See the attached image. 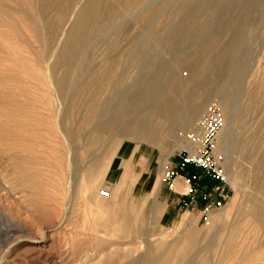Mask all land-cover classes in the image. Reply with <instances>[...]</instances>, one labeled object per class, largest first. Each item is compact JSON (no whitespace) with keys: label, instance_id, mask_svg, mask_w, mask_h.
Instances as JSON below:
<instances>
[{"label":"rangeland","instance_id":"1","mask_svg":"<svg viewBox=\"0 0 264 264\" xmlns=\"http://www.w3.org/2000/svg\"><path fill=\"white\" fill-rule=\"evenodd\" d=\"M77 1L0 0V264H101L108 255L120 264L141 256L154 258L168 245L166 264H176L190 239L197 259L210 240L215 250L227 243L247 247L254 230L244 219L245 212L255 196L264 203V177L259 185L255 179L264 152V0L250 7V19L238 38L231 29L236 25L234 0H144L150 9L144 19L134 15L143 0H104L109 12L99 19L84 47L85 57L92 58L79 59L73 68V78L86 77L95 71L104 50L113 48L111 54L125 55L119 72L131 85L137 68L127 57L135 47L156 49L162 61L175 66V54H199L204 42L236 45L234 57L244 71L236 78L233 73L227 83L216 80L192 119L209 101L220 103L222 96L236 93L232 96L236 112L225 123L229 147L222 144L221 133L219 139L229 198L206 221L182 208L168 223L157 199L160 172L185 145L183 135L191 124L185 111L201 96L202 87H194L184 99L171 135L148 142L110 131L84 150L90 134L77 129L69 143L59 128L67 98L52 84L63 68L57 66L50 75L48 67L82 0ZM179 67L177 77H186V66ZM213 69L207 67L206 77L212 78ZM75 88L67 90L76 100L73 122L93 121L87 113L89 100ZM110 91L108 86L99 90L102 97ZM244 92L253 95L247 110ZM64 121L69 123L68 118ZM161 125L160 132L167 124ZM123 145L128 148L125 155L120 153ZM138 150L149 158L138 156ZM127 162L126 176L122 173ZM102 187L108 190L107 197L98 194ZM200 193L196 190L194 195ZM182 217L184 223L176 225ZM95 242L100 243L98 249L91 247ZM212 256L214 263L217 256ZM233 256L225 263H264L250 253Z\"/></svg>","mask_w":264,"mask_h":264},{"label":"bare ground","instance_id":"2","mask_svg":"<svg viewBox=\"0 0 264 264\" xmlns=\"http://www.w3.org/2000/svg\"><path fill=\"white\" fill-rule=\"evenodd\" d=\"M45 1L49 2L53 0ZM234 1L237 3L234 16L236 25L232 26L231 29H233L238 38L244 29V25H246L250 19V7L257 2V0ZM144 3L143 0V3L138 4L139 6L137 7V10L134 12L135 16L141 15L143 17L142 19L147 16L150 10L148 5H144ZM108 7L109 5H107L104 0H82L70 21V25L56 52L53 63L48 67L50 75L53 74V71L57 66L63 68L62 73L59 76L54 77L52 84L60 96H66L67 98V104L63 109L62 116H60L59 128L65 138H69V143L74 142L73 133L77 129H85L87 130V133L90 134V136L87 137V145L83 146L84 150L91 149L94 144H97L98 139L101 138L103 133L110 131L122 134L126 137L136 136L148 142L156 140L159 135H171L172 126L182 112V103L184 99L191 94L194 87H202L201 96L193 100V102L187 106V111H185L189 119L188 122L191 123V127L193 124V116L200 109L201 104L206 97L210 95L209 93L213 91L215 81L222 79L227 83L231 80V75L233 73L236 78L244 71L243 64L234 57L237 50L234 42H226L215 46L213 42L208 41L199 46L197 49V52H200L199 54L185 52L175 54V56L173 55L178 70L180 69L179 66H186L188 69L187 76L184 78L179 79L177 77L178 70L175 69L176 65L174 66L162 61V58L157 55L156 49L145 46L133 48L131 54L127 57L130 60H134V62L132 61L134 63L133 65L137 68V77L131 81L133 82L131 85L130 83H124L125 78L122 75V72H119V69L124 64L123 60L125 55L120 52L111 54L109 51L113 48H106V50H104L100 62L96 65L93 64L95 66V71H93V73L86 77L73 78V68L76 62L79 59L85 58V60H89L92 58L88 55L85 57L86 51L84 47L88 40L90 41L91 38L89 39V37L92 33L96 32L95 29L98 22H100L99 19H101L106 12H109ZM95 35L96 34H94V36ZM209 66L214 68L211 79L205 75V70ZM71 85H75V87L81 91L79 93L89 100L87 113L93 121L73 122L72 118L73 113L76 111V100L67 92ZM104 86H108L111 90L110 95L106 97H102L99 92ZM208 88L211 90L208 91L209 93H207ZM233 95H236V93H229L219 99V105L223 113L224 121L223 128L220 132L221 141L223 145L228 147L229 134L226 131L225 123L232 118L236 112L232 99ZM252 100L253 95L251 92L243 93L244 110H247L251 106ZM3 115L7 116L8 112L4 111ZM67 118L69 120L68 124L64 121ZM161 123H165L167 126L160 132L158 129H161ZM126 147L127 146L125 145L122 146V149H120V153L122 152L121 154L124 155ZM69 149L71 150V147H69ZM257 162V175H255V179L257 180L256 184L259 185V181L264 177V172H262L264 168V152ZM261 195L264 196V189L261 191ZM245 210L242 211V213H244ZM245 216L246 218L244 219L251 223L252 229L254 230V238L247 247H245L246 245H243V243L238 246H235L232 243H227L220 250H215L214 242L210 240L202 248L201 257L197 259V255L192 251L194 245L192 244V239H190L188 247L185 249L179 260H177L176 264H224L229 256H236L237 254L243 257L245 253H250V255L256 256L259 261L263 260L264 203L257 196L253 197L252 206L248 212H245ZM99 246L100 243L95 242L91 247L98 249ZM169 252L170 245L163 247L161 252L157 255L155 254L156 256L154 258L141 256L138 261L129 260L123 261L120 264H166ZM213 254L217 256L214 263L211 260ZM102 260L101 264L116 263V260L112 255H108ZM254 264H260V262Z\"/></svg>","mask_w":264,"mask_h":264},{"label":"built area","instance_id":"3","mask_svg":"<svg viewBox=\"0 0 264 264\" xmlns=\"http://www.w3.org/2000/svg\"><path fill=\"white\" fill-rule=\"evenodd\" d=\"M223 124L219 103L216 100L206 103L192 126L184 133V147L178 151L175 159H167L160 172L159 182L168 188L173 186L177 176L181 177L185 187L179 205L197 212L202 221H206L229 198L224 155L219 149ZM202 178L212 180L214 184L195 196ZM98 194L107 197L109 192L102 187Z\"/></svg>","mask_w":264,"mask_h":264},{"label":"crops","instance_id":"4","mask_svg":"<svg viewBox=\"0 0 264 264\" xmlns=\"http://www.w3.org/2000/svg\"><path fill=\"white\" fill-rule=\"evenodd\" d=\"M127 149L128 148L126 147L124 151V155L127 153ZM136 154H138V156L146 160L149 158V155L144 151L138 150ZM128 162L123 165L122 174H125L126 176L128 175L126 169ZM213 184L214 182L212 180L202 178L198 183V187H199L198 190L200 191L208 190ZM184 187L185 185H183L180 176H177L174 179L173 186L171 188H168L163 184H159L157 191V199L159 200L160 203L163 204V208H164L163 219L165 222L168 223L172 218L176 217L178 215V211L182 209V207L179 205V200L183 197L182 193ZM185 218L186 217H182L181 219L177 220L175 224L178 225L179 223H184Z\"/></svg>","mask_w":264,"mask_h":264}]
</instances>
